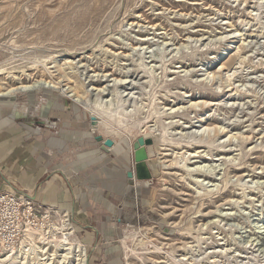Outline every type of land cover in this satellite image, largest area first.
Returning a JSON list of instances; mask_svg holds the SVG:
<instances>
[{
    "label": "rangeland",
    "instance_id": "1",
    "mask_svg": "<svg viewBox=\"0 0 264 264\" xmlns=\"http://www.w3.org/2000/svg\"><path fill=\"white\" fill-rule=\"evenodd\" d=\"M17 76L80 88L125 137L91 177L44 176L90 178L97 193L116 180L113 212L94 215L89 233L58 207L28 222L24 193L0 189L15 195L0 199V253L12 255L0 264H22V245L24 264H62L51 240L65 218L87 264H264V0H0V87ZM0 104L69 154L99 150L90 112L58 89ZM138 138L153 140L152 178L130 181ZM196 166L202 173L187 170ZM41 222L48 241L31 243L24 229Z\"/></svg>",
    "mask_w": 264,
    "mask_h": 264
},
{
    "label": "crops",
    "instance_id": "2",
    "mask_svg": "<svg viewBox=\"0 0 264 264\" xmlns=\"http://www.w3.org/2000/svg\"><path fill=\"white\" fill-rule=\"evenodd\" d=\"M15 120H18L16 116L6 112L0 104V189L14 188L44 206L67 209L72 217L79 214L80 218H84L79 227L89 233L94 215L113 212L116 180L111 179L107 183L111 186L110 190L103 189L97 193L90 189V178L81 186L73 180L67 182L44 176L69 178L82 173V177H91L90 166L104 159L105 153L100 148L98 151L94 148L86 152L71 151L72 154H69L62 138L47 140L46 137L31 135V132L26 134V127L18 126ZM87 136H91L90 131ZM109 172L118 175L120 170L111 167ZM102 228L99 224L98 229L101 231Z\"/></svg>",
    "mask_w": 264,
    "mask_h": 264
},
{
    "label": "bare ground",
    "instance_id": "3",
    "mask_svg": "<svg viewBox=\"0 0 264 264\" xmlns=\"http://www.w3.org/2000/svg\"><path fill=\"white\" fill-rule=\"evenodd\" d=\"M17 77H15L17 80L15 85H11L9 87H0V97L6 98V97H9L10 95H12L14 93H17V92H31V91H36V90H40L43 88L58 89L60 92H62V94H66V96H70L72 99H75L79 104L84 106L86 108V110H88V112H90V114H91L90 118L91 117L95 118V124H97V126H98V131L101 132V134L104 136V138H110L116 144L119 140H121L122 138L125 137L124 132H123V126H121L122 124L117 122L115 119L113 121V118L110 119L109 117H107L105 114H103L101 112V109L96 108L94 106L92 107L89 104L90 102L86 103L87 98L85 99L83 93L79 92L80 88H71L72 86L71 87L70 86L65 87L64 85H61L58 81H52V80H48L46 78L28 79L26 82H22V81H20V78L19 77L17 78ZM58 84H60V85H58ZM63 87H65V88L62 89ZM18 112L19 111H17V115H19ZM102 121L106 122V124ZM111 122H115L118 125V127H117L118 129L112 128L110 125ZM147 139H150L153 142L152 138H146V139L138 138L139 145H137L135 148L140 146ZM115 149H116V145L111 147L109 150L113 151ZM190 156L191 155L189 154V157ZM194 156H196V155H192L191 157H194ZM201 166L200 167L196 166L193 169H187V170L190 171L191 173L192 172L202 173L201 169H200ZM155 171H157V170H155ZM204 173H205V171H204ZM54 212L61 213V214L63 213L64 215H61L62 217L67 216L65 211L60 212L58 209L57 210L55 209ZM44 218H48V215L44 216ZM67 219L68 218H65L62 221V224H60L59 226H57L56 224L52 225L53 229L57 230V232L59 234L60 233L62 234L60 238L57 237L56 234L53 235V239L51 240L52 242H55L56 243L55 245L58 246L63 251L58 257L60 258V260H63L62 264L66 263V260H67V264H68V258L71 255H73V257H76L73 259V261L77 262L75 264H87V262H88V254L86 252L87 248H85L81 243L73 242L70 239L69 236H70V234H72V226H70V223L67 221ZM43 225H44V222H41L40 226L37 228H35L33 225H27L26 226V228L24 229V233H25L24 235L27 238H30L29 241H32L31 243L36 244L38 241L39 242L48 241V239H46V236H45L46 234L42 231ZM127 244L128 243H126V246H128ZM19 249H20L19 250L20 252H18V253L15 252L14 254H16V256H20V258L23 259V261L21 260L22 264H24V262L29 260L30 257L27 256L28 253H27V251H25V246L22 245ZM127 251H128V248H126V252ZM124 253H125V250H124ZM0 255L3 257L2 258L0 256L2 259H7V260L9 259V257L12 256L9 251H7L5 253H0Z\"/></svg>",
    "mask_w": 264,
    "mask_h": 264
},
{
    "label": "water",
    "instance_id": "4",
    "mask_svg": "<svg viewBox=\"0 0 264 264\" xmlns=\"http://www.w3.org/2000/svg\"><path fill=\"white\" fill-rule=\"evenodd\" d=\"M91 125L95 127V118L91 117ZM95 141L100 142V150L104 153H109V149L114 146V141L110 138H104L100 133L94 135ZM152 141L147 139L140 146L133 150L134 169L126 171V177L130 181L150 180L152 178V171L149 166V160L153 156Z\"/></svg>",
    "mask_w": 264,
    "mask_h": 264
},
{
    "label": "built area",
    "instance_id": "5",
    "mask_svg": "<svg viewBox=\"0 0 264 264\" xmlns=\"http://www.w3.org/2000/svg\"><path fill=\"white\" fill-rule=\"evenodd\" d=\"M14 193H12V196L6 191L4 193L0 192V199L6 203L13 202L14 201ZM25 198V203L23 204L22 211L27 213V219L26 221L30 222V219L33 221L34 218L38 216V214H41L40 211L48 212L50 211L49 207H46L38 202H36L33 198L27 197L25 194L23 196H20L19 198ZM17 212L19 210V205L16 207ZM47 213H44L41 219H44V216H46ZM1 221V219H0ZM27 225H31V223H28ZM26 225V226H27Z\"/></svg>",
    "mask_w": 264,
    "mask_h": 264
}]
</instances>
